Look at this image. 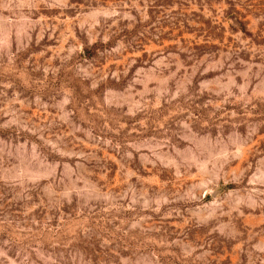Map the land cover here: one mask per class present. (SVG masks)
Returning a JSON list of instances; mask_svg holds the SVG:
<instances>
[{"label": "rangeland", "instance_id": "374dc122", "mask_svg": "<svg viewBox=\"0 0 264 264\" xmlns=\"http://www.w3.org/2000/svg\"><path fill=\"white\" fill-rule=\"evenodd\" d=\"M0 264H264V0H0Z\"/></svg>", "mask_w": 264, "mask_h": 264}]
</instances>
